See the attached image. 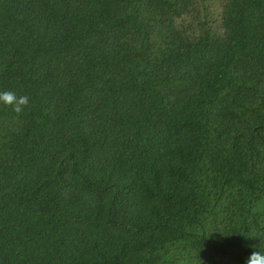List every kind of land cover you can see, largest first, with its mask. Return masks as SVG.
Returning a JSON list of instances; mask_svg holds the SVG:
<instances>
[{"label": "trees", "instance_id": "16d2710c", "mask_svg": "<svg viewBox=\"0 0 264 264\" xmlns=\"http://www.w3.org/2000/svg\"><path fill=\"white\" fill-rule=\"evenodd\" d=\"M0 264H245L264 252V0H0Z\"/></svg>", "mask_w": 264, "mask_h": 264}, {"label": "clouds", "instance_id": "9594fccd", "mask_svg": "<svg viewBox=\"0 0 264 264\" xmlns=\"http://www.w3.org/2000/svg\"><path fill=\"white\" fill-rule=\"evenodd\" d=\"M28 103L29 98L27 96H17L12 91L0 92V104L12 106L13 111L17 114L21 113ZM245 264H264V252L253 251L245 260Z\"/></svg>", "mask_w": 264, "mask_h": 264}]
</instances>
